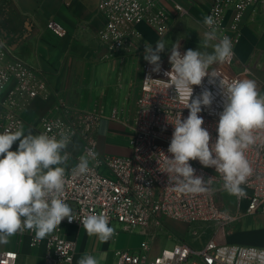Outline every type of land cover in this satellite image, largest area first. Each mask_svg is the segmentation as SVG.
Instances as JSON below:
<instances>
[{
    "label": "built area",
    "instance_id": "built-area-1",
    "mask_svg": "<svg viewBox=\"0 0 264 264\" xmlns=\"http://www.w3.org/2000/svg\"><path fill=\"white\" fill-rule=\"evenodd\" d=\"M167 0H99L98 11L104 21L97 31L99 44L104 48V58L110 59L122 52L136 53L143 45V36L137 29L141 22L147 23L158 35L170 30L173 15L165 2ZM248 7H259L264 12V0H213L206 16L216 20L217 35L228 36L235 45L238 41L239 24ZM178 13L186 10L174 4ZM232 8L230 26L227 27L226 13ZM207 31L210 29L203 23ZM227 29L233 33L229 35ZM152 65H144L139 95L134 101L131 115L123 123L131 133V153L128 156H105L97 150L95 132L100 115L80 111L66 106L57 108L40 120L39 134L56 136L71 134V141L79 139L82 150L74 157L73 164L65 168V188L61 198L71 207L77 220L64 219L56 230L45 238H37L33 230L18 231L30 237V246L44 245L46 249L43 264H75V241L67 238L63 230L68 226L83 228L80 220L90 214L104 213L109 226L119 225L125 232H139L144 238L139 249L115 250V264H264V248L227 244L216 237L227 231L244 214L264 212V129L254 130L255 143L245 151V156L253 169L245 184L241 185L247 193L243 199L234 196L238 203L236 211L224 206V199L217 198L225 191L221 174L214 167H204L198 160H190L195 174L205 180L208 191L188 194L174 190L169 182L166 157L172 154L167 149L174 131L175 120L187 118L189 110L179 102L173 87L168 86L165 71L171 70L169 58L161 62V71L152 72ZM210 69L209 71H211ZM224 79H244L242 73L228 75L216 69ZM244 73L246 71L244 70ZM153 79L145 83L146 77ZM205 77L201 86H193V98L204 89L213 93L211 107H203L199 113L210 135V143L217 138L216 126L219 113L223 111V96L219 88V78L215 84ZM49 88L44 72L28 65L12 55L10 47L0 36V133L6 129L15 131L24 124L23 114L38 97H47ZM118 109L113 108L110 118H118ZM71 142V143H72ZM70 143V144H71ZM69 144V145H70ZM96 154L91 158L89 150ZM71 156L69 146L66 150ZM88 158L89 171L75 174L73 169L80 159ZM245 202L243 213L240 203ZM169 221L183 223L190 229V237L201 238L204 229H213L205 241L192 242L188 235L179 234ZM172 241L155 252L157 238ZM115 240V238H114ZM19 254L12 250L0 251V264H18Z\"/></svg>",
    "mask_w": 264,
    "mask_h": 264
},
{
    "label": "crops",
    "instance_id": "crops-1",
    "mask_svg": "<svg viewBox=\"0 0 264 264\" xmlns=\"http://www.w3.org/2000/svg\"><path fill=\"white\" fill-rule=\"evenodd\" d=\"M212 2L167 0L165 5L173 15L172 19L192 15L200 18L203 24ZM98 3L99 0H0V36L10 47L12 55L40 68L48 83L49 95L35 99L23 114L21 128L25 133L39 134L41 118L51 111L58 114L57 108L64 103L100 115L95 132L99 153L111 157L128 156L131 153V133L123 119L131 115L135 98L139 95L147 63L145 44H152L155 48L157 41H164L166 49L160 53L162 60L170 50L167 43L171 37L160 36L147 23L141 22L137 29L143 36L144 45L136 53L122 52L106 59L105 50L97 39V31L104 21ZM174 4L183 7L186 13H178ZM231 16L232 8H229L225 17L227 27ZM227 33L233 34L229 29ZM238 33L234 66L244 79L254 80L258 92L264 94V12L259 7H248ZM113 108L119 112L116 120L110 118ZM18 143H14L11 150L15 151ZM81 150V141L75 139L69 145L71 156L65 168L73 164L74 157ZM113 228L115 234L112 238L101 242L97 236H89L84 228L65 227L64 235L76 244L75 264L83 253L94 256L98 264H115V250H128L124 249L125 242L133 235L121 230L119 225ZM161 239L164 245L172 243L166 238ZM2 250L18 252V264H43L46 253L44 245L30 246V237L18 232L8 238V243L0 244Z\"/></svg>",
    "mask_w": 264,
    "mask_h": 264
},
{
    "label": "clouds",
    "instance_id": "clouds-1",
    "mask_svg": "<svg viewBox=\"0 0 264 264\" xmlns=\"http://www.w3.org/2000/svg\"><path fill=\"white\" fill-rule=\"evenodd\" d=\"M203 23L210 29L204 33L200 46L207 47L210 41L218 39L212 53H202L198 49H188L183 54L180 45L170 50V71H165L168 86L173 87L179 102L189 110L187 118L179 116L174 126L168 153L167 173L174 190L200 194L208 191L205 180L196 175L190 160H198L204 167H214L222 175L225 191L238 199L247 193L241 185L252 175L253 169L245 156V151L253 145L257 137L254 130L264 129V94L258 92L254 80L221 77L214 64L230 62L233 53L232 40L228 36L217 35L216 20L204 17ZM165 42L157 41L155 48L145 44L144 59L152 65V72L161 71L160 53L165 51ZM205 77L210 84L219 78V88L223 96V111L219 113L216 126L217 138L210 143L211 135L203 127V117L199 115L203 107H211L213 93L204 89L193 98V86H201ZM150 76L144 82H150ZM18 148L13 151L16 142ZM71 134L60 133L59 139L45 133H25L23 128L0 133V244L8 243V238L18 231L33 230L37 238L43 239L58 228L64 219L77 220L71 207L61 198L65 188V167L69 159L66 151L71 143ZM91 158L96 154L89 150ZM89 159L82 157L73 169L75 174L89 171ZM89 236H97L107 242L115 234L104 213L90 214L80 220ZM76 264H98L97 259L83 253Z\"/></svg>",
    "mask_w": 264,
    "mask_h": 264
},
{
    "label": "rangeland",
    "instance_id": "rangeland-1",
    "mask_svg": "<svg viewBox=\"0 0 264 264\" xmlns=\"http://www.w3.org/2000/svg\"><path fill=\"white\" fill-rule=\"evenodd\" d=\"M207 32L206 28L201 22V19L195 16L182 15L179 18L171 20V27L168 33L164 36L170 35V42L167 43V47L171 48L173 45H180V52L183 54L188 49L199 50L202 53H212L214 45L218 43V39L210 41L207 47L200 46L199 43L204 40V33ZM219 38V36H218ZM170 50L167 51L165 59L170 56ZM219 69L220 71L232 75L237 74L238 68L234 65L220 66V64H214L210 69ZM209 69V70H210ZM217 198L224 199V206L231 210L236 211L238 208V203L235 201L234 196L229 195L226 191L218 193ZM245 208V202L242 201L239 206L240 213H243ZM176 230L179 234L188 235V238L198 244L200 241H205L211 234L213 229H204L201 238L199 240L192 239L190 235V229L187 226L179 222L169 221V226ZM132 234L133 236L125 242V248L128 250L137 249L141 240L144 237L140 236L139 232H126ZM220 242L227 244H237L245 246H255L258 248H264V212H256L244 214L238 220H236L227 231H221L216 237ZM164 246V241L161 237L157 238V243L155 247V252Z\"/></svg>",
    "mask_w": 264,
    "mask_h": 264
}]
</instances>
